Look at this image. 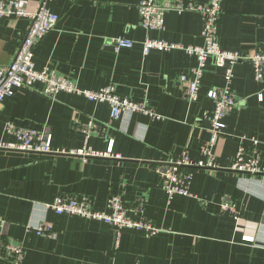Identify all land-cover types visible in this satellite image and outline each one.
Masks as SVG:
<instances>
[{
	"label": "crops",
	"instance_id": "1",
	"mask_svg": "<svg viewBox=\"0 0 264 264\" xmlns=\"http://www.w3.org/2000/svg\"><path fill=\"white\" fill-rule=\"evenodd\" d=\"M42 0H28L37 10ZM174 2L175 0H169ZM185 6L210 0H181ZM141 0H54L57 27L35 48L36 68L51 67L84 90L112 86L120 97L147 102L161 117L134 113L111 117L105 103L62 92L55 98L36 84L22 88L0 106V142L15 143L5 133L13 122L22 129L52 133L63 155L0 149V235L20 244L22 264H264V174L232 171L243 138L256 139L264 168V83L253 66L235 67L233 90L238 106L223 121L214 147L216 169L193 168L191 196L169 200L157 169L188 150L201 159L210 140L203 114L215 107L209 92L224 85V70L209 62L199 98H185L184 75L197 67L196 56L183 49L144 55L147 36L184 47L202 46L203 19L196 10L170 11L161 31L139 26ZM29 26L26 18H0V67L10 65ZM124 37L130 49L108 46ZM227 52L264 48V0H222L218 26ZM263 100H259V96ZM90 133L85 132L90 123ZM102 132H104L102 134ZM84 151L86 155H79ZM113 193L121 194L133 220H151L159 229L145 236L135 229L78 216L57 215L49 205L59 196L87 197L97 211H108ZM229 197L241 209L239 220L222 213ZM48 224L54 237L34 228ZM255 238L254 243L244 237ZM0 264H16L0 259Z\"/></svg>",
	"mask_w": 264,
	"mask_h": 264
},
{
	"label": "built area",
	"instance_id": "2",
	"mask_svg": "<svg viewBox=\"0 0 264 264\" xmlns=\"http://www.w3.org/2000/svg\"><path fill=\"white\" fill-rule=\"evenodd\" d=\"M54 0H42L37 10H28V0H0V18H26L29 26L25 32L18 52L13 62L8 66L0 67V106L6 99L14 97L19 90L32 87L36 84L43 86V93L51 98L66 92L86 98L93 103H105L110 106L111 117L114 120L121 118L123 114H146L154 119L161 117L153 110L147 102H138L131 98H123L115 93L112 86L97 91L81 89L77 82L67 76L61 75L51 67L42 70L36 68L35 48L49 33L57 27L59 16L53 13L49 7ZM185 10H196L201 13L203 19L202 38L204 45L184 47L171 44L162 40H155L147 36L142 43L144 55L152 51H171L183 49L190 55L196 56L198 65L191 70L190 75H184L181 82L185 86V98L193 104L199 98V90L202 77L206 67L212 62L217 68L224 70V85L212 89L208 97L213 101L215 107L212 111L203 114V118L210 123V140L208 146L202 148L201 159L194 162L188 150H183L179 156L171 158L166 164L158 167L157 173L161 185L169 200L176 196H191V185L194 179L193 168L216 169V157L214 147L222 136L224 119L238 106V98L233 90L235 67L241 62H249L253 66L255 80L264 83V48L245 53L240 51L227 52L219 43L218 26L222 15V0H210L206 5L196 6L190 4L185 6L181 0L171 2L169 0H141L139 5V26L146 32L161 31L165 26V15L170 11L183 12ZM134 42L124 37L111 39L108 46H113L117 51L130 49ZM263 100V96H259ZM92 124L85 132L90 133ZM5 133L15 138V143L0 142V148L20 150L31 153L63 154L62 150L53 148L52 133L46 129L43 131L22 129L13 122L5 126ZM104 132H102L103 134ZM243 138L238 148L231 170L246 175H262L264 168L261 162V152L258 149L259 142L254 138L249 142V147ZM79 155H86L84 151ZM57 215L78 216L92 221L103 222L113 226L118 232L123 229H135L145 236H153L159 229L151 220L142 218L133 220L128 215V208L119 193H113L108 202V211H97L87 197L59 196L49 205ZM222 213L239 220L242 212L240 207L229 197H225L221 203ZM4 221L0 218V225L4 227ZM33 230L40 236L54 237L51 227L42 223ZM244 240L254 243L255 238L246 236ZM0 259L10 260L16 264H22L24 260L23 248L14 241H5L0 235Z\"/></svg>",
	"mask_w": 264,
	"mask_h": 264
},
{
	"label": "water",
	"instance_id": "3",
	"mask_svg": "<svg viewBox=\"0 0 264 264\" xmlns=\"http://www.w3.org/2000/svg\"><path fill=\"white\" fill-rule=\"evenodd\" d=\"M0 149H5V148H0ZM5 150H8V149H5ZM59 155H63V154H59Z\"/></svg>",
	"mask_w": 264,
	"mask_h": 264
}]
</instances>
